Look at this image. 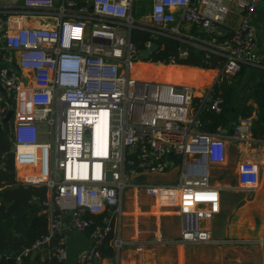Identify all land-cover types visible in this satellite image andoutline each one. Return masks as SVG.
Instances as JSON below:
<instances>
[{"label":"built area","instance_id":"built-area-1","mask_svg":"<svg viewBox=\"0 0 264 264\" xmlns=\"http://www.w3.org/2000/svg\"><path fill=\"white\" fill-rule=\"evenodd\" d=\"M261 12L264 0H0V82L16 101L15 166L26 170L23 184L46 186L48 197V235L16 256L17 264L46 244L66 261L67 217L90 231L91 246L78 264H103L100 248L116 231L111 245L117 255L125 245L119 231L128 188H142L176 210L179 246L214 241L204 221L220 212L224 187L212 172L227 163L229 140H251L253 123L241 119L231 134L225 127L212 133L201 115L221 112L217 87L243 66L264 71L257 39ZM32 18L55 25L32 26ZM134 31L148 34L142 46ZM167 39L175 40L177 51L158 58ZM191 47L223 60L202 86L138 72L139 65L185 69L180 59ZM20 69L33 71L32 85L20 83ZM1 100L0 119L6 112ZM102 111L110 114L108 142L97 153L95 123ZM260 174L256 161L241 162L239 188L255 189ZM157 176L171 181H148ZM141 177L146 182L132 183ZM154 243L166 244L158 238L148 245ZM148 245L135 248L143 252Z\"/></svg>","mask_w":264,"mask_h":264},{"label":"crops","instance_id":"crops-1","mask_svg":"<svg viewBox=\"0 0 264 264\" xmlns=\"http://www.w3.org/2000/svg\"><path fill=\"white\" fill-rule=\"evenodd\" d=\"M259 21H264V16L260 17ZM29 23L32 26L51 27L55 25V22L39 18H32ZM257 26L258 53L264 58V23L260 22ZM194 33H196L195 30ZM243 67L247 68L249 73L253 72L254 86L264 82L262 69ZM185 70L198 71L204 78L214 75L210 68L195 65H188ZM258 71L263 74L260 76ZM206 73L210 75L206 76ZM18 77L20 83L25 86L33 84L34 76L31 70L20 69ZM142 77L145 78L143 73ZM254 88L244 89L238 95V106L234 116L239 121L242 109L251 102L250 96ZM199 89L202 90V88ZM235 124L237 123H233V126ZM227 129L231 134L233 128L228 127ZM227 148V163L224 166H217L212 172L214 182L224 186L221 193V209L210 221H204V225L213 233L212 243L179 246L177 242L181 236L182 224L180 216L175 215L176 210L160 204L144 189L133 188L135 195L127 196L126 191L123 198V215L119 235L125 245L114 257L104 255L103 264H264V139L255 138L252 134L249 141L229 140ZM246 160L256 161L261 169L260 182L253 190L239 188L238 165ZM24 169L16 167V178L19 182L23 180V172H26ZM157 177L148 178V181L157 185L171 181L170 176H167V179ZM227 191L234 193L233 201L226 198L224 193ZM45 211L43 207L42 213ZM66 227L68 246L66 264H78L91 246L90 236L87 230L75 227L70 217L66 218ZM114 235L118 236L117 231ZM158 238L166 244L148 245ZM141 242L148 245L143 252L135 248ZM43 249V253L40 250L39 254L51 256L54 253L52 246H46Z\"/></svg>","mask_w":264,"mask_h":264},{"label":"trees","instance_id":"trees-1","mask_svg":"<svg viewBox=\"0 0 264 264\" xmlns=\"http://www.w3.org/2000/svg\"><path fill=\"white\" fill-rule=\"evenodd\" d=\"M149 36L146 33L134 31L133 40L142 46V42ZM175 40L167 39L163 53L158 58H165L177 51ZM180 62L186 65H195L202 68H216L223 62L220 56L207 53L203 49L190 48L188 57L180 59ZM153 66H149L147 72L152 70ZM1 69V65H0ZM167 80H174L175 75L180 69L172 67ZM201 80H205L203 75L198 71H192ZM249 70L243 67L242 71L234 78L223 81L217 87V91L221 92L223 99L222 110L220 113L209 111L203 112L201 119L203 128L215 133L219 127L233 128V123H237L239 119L235 118L236 108L238 106V95L245 89L247 85V75ZM206 76L210 73H206ZM12 104L15 107L16 101L13 94H10ZM250 103H247L241 111L240 119L252 120V133L255 138L264 139V82L259 83L253 89L250 96ZM1 105L6 108L4 117L7 115L9 106L6 101L1 100ZM3 119V118H2ZM0 119V264H17L16 256L11 255L12 262L6 255L9 251H18L22 248L20 236H22L28 247L42 240L49 232L48 216L42 213L45 202L48 200L47 188L44 185H25L16 178V166L14 157L13 135L11 129L13 126L11 120L6 130V125ZM233 129L231 131L233 132ZM103 216H96V220L101 222ZM88 234L90 231H88ZM111 232L106 236L103 246L100 248L101 254L114 257L116 251L111 245L114 238ZM43 248L41 249L43 253ZM22 264H66V261H58L56 254L44 256L41 253L33 256L23 257Z\"/></svg>","mask_w":264,"mask_h":264},{"label":"bare ground","instance_id":"bare-ground-1","mask_svg":"<svg viewBox=\"0 0 264 264\" xmlns=\"http://www.w3.org/2000/svg\"><path fill=\"white\" fill-rule=\"evenodd\" d=\"M150 65H139L140 68V72L143 73L144 76H146L145 78H155V77H159L162 76L164 79L167 80V77L170 75L171 73V69L172 67H167V68H160V67H152L151 75L148 76L146 75L147 69L149 68ZM188 79V81L192 82L194 85H204L206 83V80H201L198 76L192 74L191 71L185 70V69H180L179 72L175 75L174 80L176 81H182V80H186ZM109 117L110 114L107 111H102L99 114V118L96 120L95 123V138H96V151L97 153L100 152L102 146L108 142V130H109ZM73 152L77 151L76 147L72 148ZM105 153L102 152L100 154ZM75 167L77 168V164L75 165ZM81 172L82 175H87V168L81 167Z\"/></svg>","mask_w":264,"mask_h":264},{"label":"water","instance_id":"water-1","mask_svg":"<svg viewBox=\"0 0 264 264\" xmlns=\"http://www.w3.org/2000/svg\"><path fill=\"white\" fill-rule=\"evenodd\" d=\"M260 17H263V13L261 12L260 13ZM186 44H182V49H185L186 48ZM157 48V44L155 43L153 46H152V50L156 49ZM149 50H146L145 51V55H148L149 54ZM0 94H1V97L6 101V103L8 104L9 106V110L7 112V115L2 119L3 123L6 125V130L8 131L9 130V123L10 121L14 118V105L12 104V101H11V98H10V95H9V92L7 90V88L0 82ZM44 209L46 210L47 209V206H44ZM58 237V235H56L54 238H53V243L56 241V238ZM20 240H21V243H22V248L18 251H9L7 252V256L9 257V261L12 262V257L11 255L14 254L15 256H19L21 253H23L24 249L28 247L25 239L20 236ZM48 246L47 244L44 245V246H41L39 247L38 249H35L33 250V256H36L39 254L40 250L44 247ZM3 252H0V255H2Z\"/></svg>","mask_w":264,"mask_h":264},{"label":"rangeland","instance_id":"rangeland-1","mask_svg":"<svg viewBox=\"0 0 264 264\" xmlns=\"http://www.w3.org/2000/svg\"><path fill=\"white\" fill-rule=\"evenodd\" d=\"M135 17L136 18H141V14L139 13V12H135ZM259 73H260V76H261V74H263V72H261V71H258ZM146 75H148V76H150L151 75V72H146ZM252 75H253V72L252 73H248V75H247V78H246V81H247V85H246V87H245V89L246 90H248V89H250V88H254L255 86H254V84H253V82H252ZM264 75V74H263ZM152 76V75H151ZM146 77V76H145ZM12 121H13V119H12ZM12 125H13V122H12ZM12 127V126H11ZM23 174H25V171L23 172ZM157 178H166L167 179V176H163V177H157ZM162 181V180H161ZM22 182V181H21ZM141 182H146V178L145 177H141V178H139V179H135V180H133V184L134 183H141ZM175 183H176V181H174ZM224 187V186H223ZM132 191V192H131ZM225 195H226V198L228 199V200H230V201H233V199H234V193L232 192V191H227V192H225L224 193ZM128 195H135V191H134V189H127V196ZM45 206V205H44ZM127 207H128V204H127ZM48 208L46 209V211H45V213L47 214V216H48ZM50 213V212H49ZM175 215H178V214H176L175 213ZM48 221H49V218H48ZM214 225H215V227H217V225L215 224V221H214ZM192 244H187V245H184V246H191ZM184 246H181V247H184Z\"/></svg>","mask_w":264,"mask_h":264},{"label":"clouds","instance_id":"clouds-1","mask_svg":"<svg viewBox=\"0 0 264 264\" xmlns=\"http://www.w3.org/2000/svg\"><path fill=\"white\" fill-rule=\"evenodd\" d=\"M10 95V94H9Z\"/></svg>","mask_w":264,"mask_h":264}]
</instances>
